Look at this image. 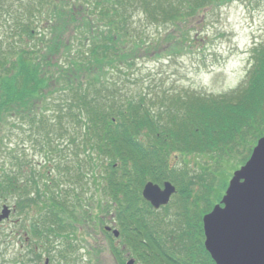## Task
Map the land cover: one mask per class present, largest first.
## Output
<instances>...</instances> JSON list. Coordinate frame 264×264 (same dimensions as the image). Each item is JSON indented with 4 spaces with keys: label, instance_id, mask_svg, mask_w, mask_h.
Listing matches in <instances>:
<instances>
[{
    "label": "trees",
    "instance_id": "trees-1",
    "mask_svg": "<svg viewBox=\"0 0 264 264\" xmlns=\"http://www.w3.org/2000/svg\"><path fill=\"white\" fill-rule=\"evenodd\" d=\"M233 1L0 0V208L17 215L14 234L0 230V264L54 260L56 241L73 240L94 208L103 230L111 216L121 237L163 239L159 227L136 226L164 224L141 193L148 179L162 181L168 154H229L251 128L254 139L264 134V41L245 84L228 94L172 92L137 74L142 58L197 46L196 21ZM191 196L177 264H215L197 201L205 193ZM10 236L24 252L7 255Z\"/></svg>",
    "mask_w": 264,
    "mask_h": 264
},
{
    "label": "rangeland",
    "instance_id": "rangeland-1",
    "mask_svg": "<svg viewBox=\"0 0 264 264\" xmlns=\"http://www.w3.org/2000/svg\"><path fill=\"white\" fill-rule=\"evenodd\" d=\"M204 13L202 19L196 21L195 25V28L200 30L197 46L172 55H168L164 49L160 52L159 58L146 57L139 60L137 74L142 84L154 83L163 85L172 92L183 93L188 90L190 93L205 95L228 94L245 84L253 62L252 48L264 41V0H236L219 8H209ZM254 133L255 129L251 128L243 144L233 147L229 154L217 148L199 154L180 155L176 152L168 154L167 170L163 168L165 172L160 177L162 181L157 183L162 185L165 180L172 182L176 180L182 190L176 193L169 204L150 215L151 220L153 215L158 220L164 219L163 226L158 229L161 236L180 229L181 213L186 208V195H192L193 202L196 194L205 193L206 200L200 196L197 200L202 214L210 211L204 213L211 201L210 196L215 203L220 202L233 172L245 163L249 158L250 148L256 144ZM186 171L187 174H184ZM87 186L89 185L84 184V196L95 198V191L88 190ZM184 189L187 191L193 189L194 192L188 193ZM207 190H211L209 195ZM92 204L95 202L92 201ZM139 204L143 205L141 201ZM1 209L2 206L0 212ZM94 211L92 217L82 218L84 223L78 225L73 240H81L82 243L90 245L95 244V241L108 239L104 230L97 227L96 213L99 211L96 208ZM193 213V208H190V215ZM16 216L12 212L7 220L0 222V230L8 235L14 234ZM106 220V224L117 226L111 216ZM17 237H11L12 243L7 249L8 256L25 250L22 245L24 242ZM123 238L124 236L120 239ZM63 241L65 239L60 243ZM56 242L60 245L59 241ZM79 252L80 250L77 254ZM59 257L57 255L49 264L59 262Z\"/></svg>",
    "mask_w": 264,
    "mask_h": 264
},
{
    "label": "water",
    "instance_id": "water-1",
    "mask_svg": "<svg viewBox=\"0 0 264 264\" xmlns=\"http://www.w3.org/2000/svg\"><path fill=\"white\" fill-rule=\"evenodd\" d=\"M176 186L148 181L143 196L155 208L167 204ZM11 208L4 205L0 221ZM205 247L216 264H264V134L249 159L234 171L221 202L204 215ZM111 229L110 227H106ZM119 235L117 229L114 230Z\"/></svg>",
    "mask_w": 264,
    "mask_h": 264
},
{
    "label": "flooded vegetation",
    "instance_id": "flooded-vegetation-1",
    "mask_svg": "<svg viewBox=\"0 0 264 264\" xmlns=\"http://www.w3.org/2000/svg\"><path fill=\"white\" fill-rule=\"evenodd\" d=\"M140 228L160 227L157 225L136 226ZM188 227V226H185ZM133 228V226H132ZM108 239L86 245L81 240L61 242L58 264H177L182 255H178L177 232L163 234V239H134L138 235L131 233L120 239L112 230H107ZM140 235L145 236L141 233ZM116 238H115V237ZM153 237L154 234H148ZM80 252L77 254V251ZM69 253V254H68ZM49 260V259H48ZM40 263V264H46ZM48 261L47 264H49Z\"/></svg>",
    "mask_w": 264,
    "mask_h": 264
}]
</instances>
